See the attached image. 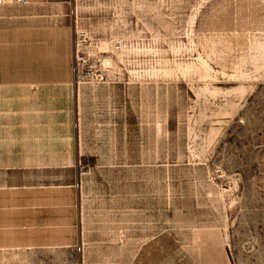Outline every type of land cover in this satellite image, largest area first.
<instances>
[{"label":"rangeland","instance_id":"374dc122","mask_svg":"<svg viewBox=\"0 0 264 264\" xmlns=\"http://www.w3.org/2000/svg\"><path fill=\"white\" fill-rule=\"evenodd\" d=\"M12 166L76 170L80 242L0 264H264V0L0 3Z\"/></svg>","mask_w":264,"mask_h":264},{"label":"crops","instance_id":"0c3cea01","mask_svg":"<svg viewBox=\"0 0 264 264\" xmlns=\"http://www.w3.org/2000/svg\"><path fill=\"white\" fill-rule=\"evenodd\" d=\"M71 1L0 0V3L4 2L10 7H42L67 5ZM62 174H65L64 181L60 178ZM61 231L68 233L62 240L70 243L69 245L80 242L76 170L69 168L45 172L24 166L0 168V233L21 235L53 232L56 234L53 240L58 242L56 247H61ZM27 238L28 240L21 238V242L45 241L43 236ZM24 246L28 245H21L23 248Z\"/></svg>","mask_w":264,"mask_h":264},{"label":"built area","instance_id":"2783aa9c","mask_svg":"<svg viewBox=\"0 0 264 264\" xmlns=\"http://www.w3.org/2000/svg\"><path fill=\"white\" fill-rule=\"evenodd\" d=\"M96 62L103 68L104 67V59L101 58H97ZM82 70H79L78 68H76V77L78 79H85V76H82Z\"/></svg>","mask_w":264,"mask_h":264},{"label":"water","instance_id":"95a60500","mask_svg":"<svg viewBox=\"0 0 264 264\" xmlns=\"http://www.w3.org/2000/svg\"><path fill=\"white\" fill-rule=\"evenodd\" d=\"M12 1H17V0H12Z\"/></svg>","mask_w":264,"mask_h":264}]
</instances>
